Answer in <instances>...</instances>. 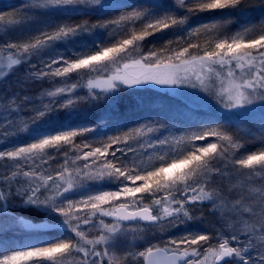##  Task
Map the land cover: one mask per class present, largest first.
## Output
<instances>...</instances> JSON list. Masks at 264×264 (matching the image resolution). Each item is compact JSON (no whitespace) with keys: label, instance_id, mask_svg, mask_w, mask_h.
Here are the masks:
<instances>
[{"label":"snow or ice","instance_id":"6c2138e0","mask_svg":"<svg viewBox=\"0 0 264 264\" xmlns=\"http://www.w3.org/2000/svg\"><path fill=\"white\" fill-rule=\"evenodd\" d=\"M69 257L264 264V0H0V264Z\"/></svg>","mask_w":264,"mask_h":264},{"label":"rangeland","instance_id":"374dc122","mask_svg":"<svg viewBox=\"0 0 264 264\" xmlns=\"http://www.w3.org/2000/svg\"><path fill=\"white\" fill-rule=\"evenodd\" d=\"M19 2H20V0H2V5H13V4H18ZM3 10L7 11V10H10V9H3ZM203 15H204V18L207 19V14H203ZM236 27H238V26L233 25L232 26L233 30H235ZM170 38H172V37L169 36V35H165L163 37V39L150 38V41L146 42L145 51H147L148 48H152L153 46L160 47L167 39H170ZM21 71H23V69H21ZM47 87H48L47 83H44L43 85H37L34 88V92H35V94L38 95L44 88H47ZM156 91L163 92L165 90L164 89H157ZM157 99H158V101L161 104H173V105H175L174 101H171V100H168V99H165V98H160V97H158ZM179 99L182 100L185 104H188L189 107L192 108V109L204 108L206 111H209V112L212 111V108L209 106V104H207L204 101H201L198 97H194V96L193 97L180 96ZM129 107L130 108L132 107L131 102H129ZM155 107H156V105H152L150 107H145L142 110V113L141 112L134 113L133 111H129L127 113L126 118L120 119L118 117L117 120H118L119 123L130 122L132 119L139 118V116L141 114H143V115L150 114L151 108H155ZM166 115L170 119L185 120V121H188L192 117V113L191 112H189L187 110H184V109H180L179 111H177V110H175V108H174L173 111H171L169 113H166ZM218 115L219 116H223L225 114L223 112H219ZM73 123H75V122H73ZM79 142L80 141H79V138H78L77 139V143H79ZM255 147H256V145L250 144V145H248L247 150L248 151H252V150H254ZM23 214L28 219L35 220V221L40 220L39 214H37V213L29 212V213H23ZM203 227H204V225L199 224L198 222L196 224L192 225V229L193 230H201ZM15 238L18 241L26 239L25 236H21L19 234H17ZM66 264H73V261H72L71 257H69L67 259Z\"/></svg>","mask_w":264,"mask_h":264},{"label":"water","instance_id":"95a60500","mask_svg":"<svg viewBox=\"0 0 264 264\" xmlns=\"http://www.w3.org/2000/svg\"><path fill=\"white\" fill-rule=\"evenodd\" d=\"M33 222H42V221L41 220H37V221L33 220Z\"/></svg>","mask_w":264,"mask_h":264}]
</instances>
